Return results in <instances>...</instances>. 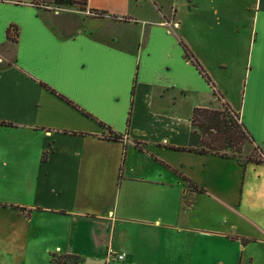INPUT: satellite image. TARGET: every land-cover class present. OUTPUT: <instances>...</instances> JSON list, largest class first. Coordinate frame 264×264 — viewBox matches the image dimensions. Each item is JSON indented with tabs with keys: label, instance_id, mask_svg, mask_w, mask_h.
<instances>
[{
	"label": "crops",
	"instance_id": "0c3cea01",
	"mask_svg": "<svg viewBox=\"0 0 264 264\" xmlns=\"http://www.w3.org/2000/svg\"><path fill=\"white\" fill-rule=\"evenodd\" d=\"M150 1L0 0V264H264V164L174 149L227 102L264 156V0Z\"/></svg>",
	"mask_w": 264,
	"mask_h": 264
},
{
	"label": "trees",
	"instance_id": "16d2710c",
	"mask_svg": "<svg viewBox=\"0 0 264 264\" xmlns=\"http://www.w3.org/2000/svg\"><path fill=\"white\" fill-rule=\"evenodd\" d=\"M53 4L60 6H75L77 9L85 10L87 0H82L81 3L78 0H51ZM98 15L103 14L102 11H94ZM17 27L10 25L6 30L7 39L13 43L17 40ZM184 57L189 60L205 78V80L211 84L213 93L217 97H220L219 92L214 88V83L211 81L210 76L204 69V67L197 60L195 55L191 52L188 46L180 41ZM61 97H63L61 95ZM64 98V97H63ZM85 114L89 115L85 112ZM192 131L190 133V144L188 147H174L178 150H190L201 154H212L220 157L232 158L236 162L245 167L249 163L264 164V156L261 155L258 148L255 146V151H252L246 156H242L243 145L246 142L253 143L254 140L249 131L245 128L243 123L239 119L238 113L230 107L227 102H222L221 109H212L208 107H195L192 110L190 117ZM104 129L108 131L106 137L114 140L122 139V135L112 131L105 123L99 122ZM232 150V153L226 152V150ZM237 153V154H236ZM46 152L42 153V159L45 158ZM188 187L191 191H204L202 187L196 183L188 180ZM24 210L22 207H16ZM57 262L65 263L68 259L56 258ZM73 263H77V259L72 260Z\"/></svg>",
	"mask_w": 264,
	"mask_h": 264
},
{
	"label": "rangeland",
	"instance_id": "374dc122",
	"mask_svg": "<svg viewBox=\"0 0 264 264\" xmlns=\"http://www.w3.org/2000/svg\"><path fill=\"white\" fill-rule=\"evenodd\" d=\"M80 3H81V1L82 0H78ZM159 1V0H158ZM161 2H165V0H160ZM47 2V1H46ZM132 2H133V0H132ZM131 2V3H132ZM180 0L179 1H177V0H175V2H174V4H175V7H178V4L180 5ZM142 6V10H138V11H144V12H150V13H153V10H152V8H153V5H152V1H150V0H142V2L140 3ZM133 5H134V2H133ZM63 7H66V8H71V9H77L75 6H60V5H53V4H50L49 6H48V8L49 9H51V10H56V9H60V8H63ZM78 10H80V9H78ZM178 12H180V11H178ZM188 12H185V13H182V18H183V20L184 19H189L190 17H191V15H189V14H187ZM170 13L168 12V15H169ZM228 48L227 47H224V48H222V50H220V53L218 54L219 56H221L222 57V55H225V56H228V53L227 52H225V50H227ZM202 51V53L206 56V57H208V58H212V53L210 52V50L209 49H202L201 50ZM208 72V71H207ZM217 74V80L219 81V82H221L222 84H228L229 85V87H227L228 89V91L232 94V96L234 95V96H236V94H237V90L233 87V86H230V85H233L232 83H231V81H230V78L228 77V76H226V75H223V74H221V73H219V72H217L216 73ZM221 108H222V104H221ZM254 144L253 143H249V142H246V144H244L243 145V149H242V153H241V155L244 157V156H246V155H248V154H250L252 151H254V152H256V153H258L257 152V150L255 151V149H254ZM226 152H228V153H232V150H229V149H227L226 150ZM237 154V153H236ZM216 162H214V164H213V166H215V167H222V168H224V167H226V162H221V160H215ZM218 161V162H217ZM208 166V165H207ZM256 167H258V166H248V168H247V175H249V178H250V174H253L254 176V178H256V176H257V174H256ZM251 179V178H250ZM256 182H258V183H261V179L257 176V178H256ZM251 183H253L252 182V180H251ZM254 184V183H253ZM238 190H239V188H238ZM14 194H18V193H14ZM13 198H17L16 196H14Z\"/></svg>",
	"mask_w": 264,
	"mask_h": 264
},
{
	"label": "built area",
	"instance_id": "2783aa9c",
	"mask_svg": "<svg viewBox=\"0 0 264 264\" xmlns=\"http://www.w3.org/2000/svg\"><path fill=\"white\" fill-rule=\"evenodd\" d=\"M88 13H89V11H88ZM107 254H108V256L113 255V254H114V250H113L112 248H108V250H107ZM115 257H116L117 259H119V260H122V259H124V257H125V252H124V251H120L119 253H117V254L115 255Z\"/></svg>",
	"mask_w": 264,
	"mask_h": 264
}]
</instances>
